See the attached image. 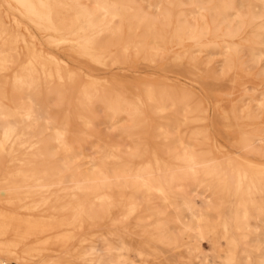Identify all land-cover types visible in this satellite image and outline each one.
<instances>
[{
    "label": "bare ground",
    "instance_id": "bare-ground-1",
    "mask_svg": "<svg viewBox=\"0 0 264 264\" xmlns=\"http://www.w3.org/2000/svg\"><path fill=\"white\" fill-rule=\"evenodd\" d=\"M147 9L139 0H0V39L6 37L0 47V258L5 261L237 264L241 251L260 258L240 243L244 224L264 217V0H154ZM23 21L48 25L53 38L47 51L35 44L21 47L19 37H33L30 27L25 36L9 35V27ZM163 22L174 27L175 40L189 33L201 41V56L193 64L187 49H175L170 57L187 86L181 78L145 83L146 100L161 112L156 146L149 138L145 99L134 95L135 148L129 155L108 148L116 164L108 175L75 144L78 131L70 123L82 118L91 123L85 105L100 81L89 77L78 86L56 55L103 68L141 58L154 62ZM211 33L220 37H207ZM218 56H223L219 67ZM250 76L257 80L253 85L247 83ZM223 80L230 86L222 92ZM54 91L69 100L75 96L78 110L59 108L53 116L47 99ZM172 122L178 123L175 132ZM173 136L181 138V151L171 147ZM193 140L198 150L189 149ZM197 180L212 181L223 194L212 207L219 221L210 226L184 189V182ZM129 223L138 238L103 237L92 229ZM204 239L213 246L215 263L204 252Z\"/></svg>",
    "mask_w": 264,
    "mask_h": 264
},
{
    "label": "rangeland",
    "instance_id": "rangeland-1",
    "mask_svg": "<svg viewBox=\"0 0 264 264\" xmlns=\"http://www.w3.org/2000/svg\"><path fill=\"white\" fill-rule=\"evenodd\" d=\"M143 7L147 9L150 2L154 0H139ZM165 7H170L165 4ZM250 12L249 8L245 9V13L248 15ZM233 24H235V16L232 17ZM26 21L14 26L9 27V35L14 31H19L20 35L25 36L24 34L28 33L29 27L32 29L33 37H19L21 40L22 48H29L32 44H35L47 51L45 44L48 40L52 39L53 35L47 24H31L27 25ZM40 29H39V28ZM43 32H40V31ZM159 38L158 43L161 44V47L158 51V57L154 62L148 59H137L135 62L129 63L128 65L123 66L122 68L115 66H108L103 68L99 65H94L89 61L76 58L74 56H64L60 53L57 54V58L60 61H63L65 65L69 67L72 73L77 78L78 86H82L89 77H94L100 84L94 90V97L91 102L87 103L85 107L88 109L89 117L91 120L90 124H87V120L82 118L78 121L70 120V123L75 124L78 133L74 132L75 144L80 147L84 152L95 158L97 165H104V171L111 175L113 167L116 165L114 161L110 160L108 157V148L117 146L121 149L122 154H130L135 148V140L137 128L136 116L134 115V105L136 102L135 94L141 95L145 99V108L147 111V118L149 129L152 132L149 136L152 146H156L154 142L153 135L158 131V122L156 120V115H159L161 112L159 110L158 104L149 102L146 100L145 93V83L154 82L155 85L159 83H170L172 80L181 78V85L187 86L188 80L178 74V70L181 69L179 64L176 62L170 61V57L173 55L175 49L181 51L187 49L185 54L187 57L192 59V63L195 64L201 54L199 52L201 41L190 38L189 33L183 35L181 41L174 39L176 37L174 32V27L170 26L167 22H163L158 27ZM29 34V33H28ZM207 37H220L214 33L207 34ZM6 38V37H4ZM0 39V47L5 42V40ZM173 38V39H171ZM150 46H155L156 44L152 39L148 40ZM28 46V47H27ZM108 56V52L104 54ZM216 60V66L219 67L223 56H218ZM50 67L56 69L55 63H50ZM162 67L168 68V70H163ZM248 85H253L256 83V78L250 76L248 78ZM58 83H60L58 81ZM230 83L222 81L220 88L223 92L224 89L228 88ZM235 89V88H234ZM78 93H76L77 95ZM236 92L231 96V98L236 96ZM221 96L223 97L222 93ZM77 98L73 96L69 100V95L62 96L57 91L52 92L47 101L49 102L51 113L57 115L55 112L59 108H70L72 112H76L80 107L77 102ZM227 100L223 99L222 104H226ZM166 106L171 109V102H167ZM183 110L186 108V105L183 103L181 106ZM77 108V109H76ZM181 110V113H184ZM69 122V120H68ZM173 124V125H172ZM171 131H174V128L178 127L177 122H172ZM189 149L198 150L200 144L197 141H192ZM171 147L174 150H182L184 145L181 142V138L173 136L171 138ZM59 153H62L59 149ZM167 151L164 150V154ZM89 159H87L88 161ZM3 162V169L8 170L9 162L3 157L1 159ZM86 161V162H87ZM91 164L87 163L86 168L91 169ZM201 180L193 182H184V189L189 197H193L196 203L198 204V214H204L203 218L205 223L210 226L219 221L218 215L213 211V205L218 204V200L223 197V194L219 193L216 190V186L210 180ZM161 208L167 209L169 213L170 210L162 205L161 200H157ZM183 213L189 216V213L183 211ZM245 225L244 234L242 236L241 247L243 248H254L256 253L260 258L254 257L255 255H248L244 251H241L237 264H264L261 259L264 260V217L262 216H253L250 221ZM97 235H102L106 237L108 234H119L126 237L128 240L135 239L139 237V234L133 229L132 223H129L125 226L117 225H103L99 228H92ZM175 233L180 234L181 230L179 228L174 229ZM94 233V234H95ZM204 252L207 254L209 260H212V263H215L213 255V246L206 239L202 240ZM192 245L188 246L189 256H194L197 251L191 250ZM133 255L137 257L138 253L133 252Z\"/></svg>",
    "mask_w": 264,
    "mask_h": 264
},
{
    "label": "built area",
    "instance_id": "built-area-1",
    "mask_svg": "<svg viewBox=\"0 0 264 264\" xmlns=\"http://www.w3.org/2000/svg\"><path fill=\"white\" fill-rule=\"evenodd\" d=\"M0 264H14L12 262H7L4 259L0 258Z\"/></svg>",
    "mask_w": 264,
    "mask_h": 264
}]
</instances>
